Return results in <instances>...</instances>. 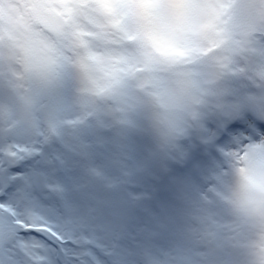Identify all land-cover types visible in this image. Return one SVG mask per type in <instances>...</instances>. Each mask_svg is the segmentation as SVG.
<instances>
[{
  "label": "clouds",
  "instance_id": "1",
  "mask_svg": "<svg viewBox=\"0 0 264 264\" xmlns=\"http://www.w3.org/2000/svg\"><path fill=\"white\" fill-rule=\"evenodd\" d=\"M238 113L264 122V0H0V128L134 132L163 160ZM136 264H264V135L219 152L178 244Z\"/></svg>",
  "mask_w": 264,
  "mask_h": 264
},
{
  "label": "rangeland",
  "instance_id": "2",
  "mask_svg": "<svg viewBox=\"0 0 264 264\" xmlns=\"http://www.w3.org/2000/svg\"><path fill=\"white\" fill-rule=\"evenodd\" d=\"M246 117L248 124L257 123L251 114ZM226 121L209 122L204 136L188 137L176 154L163 160L152 154L151 141L144 134L133 132L120 138L102 134L104 143L97 162L104 165L105 175L118 180L105 197L111 200L109 208L115 212L120 208L124 212L113 215L116 221L109 223L111 218L103 210L102 226L78 228L75 225L86 211L87 202L79 196H70L68 226L64 229L67 242L59 245L64 250L63 264H100L101 260L106 264H136L143 252L176 246L184 226L187 199L200 186H194L191 180L195 177L202 182L212 166L200 163L201 151L212 148L224 130L222 122ZM254 132L257 136L264 135V126L254 128ZM194 161L201 165L196 166ZM30 167L31 162L19 165L22 172ZM199 168L205 169V173L200 174ZM122 186L130 189L134 186L136 194L125 193ZM114 193H118L119 199H130L129 203L122 208L116 206ZM99 194L102 195L101 190ZM22 235L28 239L38 238L52 248L58 247V242L37 233Z\"/></svg>",
  "mask_w": 264,
  "mask_h": 264
},
{
  "label": "snow or ice",
  "instance_id": "3",
  "mask_svg": "<svg viewBox=\"0 0 264 264\" xmlns=\"http://www.w3.org/2000/svg\"><path fill=\"white\" fill-rule=\"evenodd\" d=\"M103 143L97 129L76 124L50 132L0 128V264H63L59 245L67 242L72 195L87 202L76 227L103 225L109 201L99 191L117 184L97 162ZM26 162L31 167L22 172L19 165ZM26 233L50 238L58 247Z\"/></svg>",
  "mask_w": 264,
  "mask_h": 264
},
{
  "label": "bare ground",
  "instance_id": "4",
  "mask_svg": "<svg viewBox=\"0 0 264 264\" xmlns=\"http://www.w3.org/2000/svg\"><path fill=\"white\" fill-rule=\"evenodd\" d=\"M246 115H247V113H239V114L236 115V117L233 116V117L227 118V119H225V120H227L226 122H222L223 123L222 124V128L224 130L222 131V134L218 137V139L215 140L214 144L211 145L212 148H210V149L207 148L206 150H202L201 151V154H200V158H201V161H202V162H200L201 164L213 165L215 162H217V160L219 158V152L226 145H229L232 142L237 141L240 138H247V137H251V136H254V135L257 136L256 132H254V128L256 130H258L262 125L264 126V122H261V121L257 120V123L255 125L248 124ZM236 121L239 124L236 123ZM237 130L239 132H237L238 135L236 136V131ZM197 163H199V162L194 161V164L196 166H200L201 165L200 163H199V165ZM205 165H202L203 168L205 167ZM204 173H205V169L204 170L200 169V174H204ZM116 181H118V180L116 179ZM191 183H193L194 186L201 185L200 180L195 178V177L191 180ZM122 187H123V191L125 193L130 194L132 192L131 194H136V192L133 191V190H135L134 186H132L131 189L129 187H125V186H122ZM101 191H102V196L104 198H106L109 201V203H110L111 202L110 198L105 197L106 193L108 191H106V190H101ZM119 198H120V196L118 195V193H114L113 199L117 200L116 206H121V208L124 205L128 204L129 201H130V199H124L123 197L121 199H119ZM75 209H76V211H78L77 208H75ZM104 211L111 218L109 223H113L114 220L116 221V219L114 218L113 215H115V214L116 215H118V214L123 215V212H124L120 208L116 210L117 212H115L109 207H106L104 209ZM109 212H111V213H109ZM106 218L108 219V217H106ZM100 264H106V263L103 260H101Z\"/></svg>",
  "mask_w": 264,
  "mask_h": 264
}]
</instances>
